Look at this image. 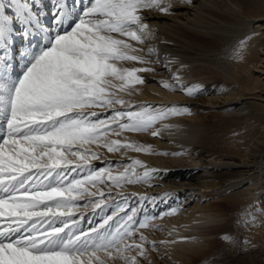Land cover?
Masks as SVG:
<instances>
[{"label": "snow or ice", "instance_id": "obj_1", "mask_svg": "<svg viewBox=\"0 0 264 264\" xmlns=\"http://www.w3.org/2000/svg\"><path fill=\"white\" fill-rule=\"evenodd\" d=\"M48 3L0 0V264H143L157 249L142 230L159 226L142 212L149 197L133 204L124 189L150 184L157 170L140 159L93 161L100 149L152 154L125 134L158 137V123L187 112L125 98L154 70L137 66L155 53L138 47L151 35L145 13L168 14L171 0ZM18 36L27 47L15 73ZM87 209L99 219L86 220Z\"/></svg>", "mask_w": 264, "mask_h": 264}, {"label": "bare ground", "instance_id": "obj_2", "mask_svg": "<svg viewBox=\"0 0 264 264\" xmlns=\"http://www.w3.org/2000/svg\"><path fill=\"white\" fill-rule=\"evenodd\" d=\"M208 2L210 0H191V3L177 2L172 4L168 14L147 11L145 22L148 23L151 31L150 41L156 40L158 34L164 39L169 38L178 44L187 45L190 42L188 40L190 35L212 37L219 33L220 29H216L208 21L211 16L210 12L216 10V8H211ZM227 3L229 12L234 13L233 16L242 18L249 29L247 35L250 38L244 39V41H248V44L246 42L247 45L245 44L240 48V52L238 51L240 57L238 64L242 72L251 70L253 79L247 80L243 88H248L255 83L263 87V91L260 92V95H255L249 90H244L236 100L223 97L224 94L217 91L212 97L207 98V103L204 104L206 107H210L212 103L217 102L218 107L234 109L240 113L239 115H248L251 111L252 100L260 101L264 105V0H229ZM236 57L238 56L236 55ZM10 63L13 66L10 71L13 69L16 71L18 68L15 67L16 61L13 59ZM167 67H170L171 70L175 68L173 64L167 65ZM172 73L171 79L170 77H157L159 85H156L157 88L155 87L152 91H150L151 87L140 94H132L125 98L137 105L146 104L154 107L174 106L181 109H194L199 105H204L199 104L192 96H188L183 83V70L178 72L172 70ZM177 76L180 78L179 82L174 79ZM148 79L153 81L156 76H150ZM165 82L173 85V88L165 89L163 87ZM158 86H162V89H158ZM217 94L221 96H216ZM182 115L177 119L171 117V120L157 124L156 128L161 130L158 137H153L150 134L145 136L162 148H172L171 146L178 142L180 145L184 144L189 147V143L193 144L197 140L196 137L198 138L200 130L198 125ZM241 142L239 145L242 146L235 144L232 152L228 151L229 153H226L224 158H216L195 148L189 149L188 158L181 157L180 153H177L181 149L174 146L172 150L177 149L173 152L175 155L163 163L161 159L131 155L134 159H140L149 169L154 168L157 171L153 174L150 184L125 188L124 194L134 204L135 202L139 203L140 196L149 197V200L146 201L149 204L144 211L150 206L146 213L151 215L155 213L153 224L159 227L147 230V238L149 241H155L157 249L155 251L171 250V255L179 260L174 264L188 262L186 251L191 252L192 249H196L205 238L204 232L213 224L224 220L226 215L221 212L220 204L227 201L226 195L237 196L245 193L247 194L246 198L249 199L251 196L255 200L263 198L261 194L264 192V136H256L252 143ZM143 170L137 169L140 172ZM255 178H257L256 184L253 183ZM241 189L243 192L240 191ZM157 209L161 212L159 216H156ZM173 209H176L177 213L168 215L167 213ZM155 233H160L161 236H154ZM161 241L169 243L162 244ZM165 246L168 248L166 249ZM148 247L150 248L151 245L149 244Z\"/></svg>", "mask_w": 264, "mask_h": 264}, {"label": "rangeland", "instance_id": "obj_3", "mask_svg": "<svg viewBox=\"0 0 264 264\" xmlns=\"http://www.w3.org/2000/svg\"><path fill=\"white\" fill-rule=\"evenodd\" d=\"M185 1L187 2V0ZM185 1L171 0V4ZM228 1L229 0H210V2H208L211 8H216V10L214 9L210 12L211 16H209L210 19L208 20L216 29H220L219 33H215L216 35L212 37L190 35L189 38L186 36L190 42L187 45H183L169 38L164 39L157 34L158 38L156 40L153 39L151 42L148 38L144 46H138L143 47L145 53L148 47L155 50L152 56L146 57L150 61L152 60V63L148 65H137L150 67L154 70L139 74L145 79V83L143 85H138L137 88L139 90L133 94H140L145 90H149L151 87L150 91H152L155 89L156 85H159L157 77H170L171 79V74H173L172 70H176V72L183 70L182 77L184 78L183 83L185 84V89L197 86L199 88V91L191 95L199 104L207 103L206 99L212 97L217 91L222 92V94H224L223 97H228V99L233 98V100L238 99L244 90H249L251 93H255V95H260V92L263 91V87H260L259 84L254 83L248 88H243L247 80L253 79L251 70L242 72L238 64V58H240L239 50L241 48L239 47L240 41L244 39L248 40L246 37H249V35H247L249 29L242 18L233 16L234 13L231 11L229 12ZM43 2L48 4V8H51V4L48 3V0H43ZM151 12L163 14L159 11ZM45 23L49 25L53 23L51 16H48ZM34 42L36 43V41H33V43ZM246 42L248 44V41H245V44ZM22 45L25 46L27 43L18 36L15 40V49L19 46V50L24 51L25 47L22 48ZM18 55L17 52L14 58V61H16L15 67H18L16 71H14V69L12 70L15 73L21 71V67L18 66L17 61V59H19ZM236 55L238 57H236ZM22 63L21 61V64ZM170 64H173L175 68L171 70L170 67H167V65ZM150 76H156V79L151 81L148 79ZM158 89H162V86H158ZM150 91H148V93H150ZM188 96L191 97L190 95ZM216 96L221 95L217 94ZM216 103L217 102L212 103L210 107H206L204 104L202 106L199 105L198 108L187 109V112L182 115L198 125L200 133H198L199 136L198 138L196 137L197 140L193 144L189 143V147L184 144L180 145L179 142L171 146L172 148L174 146L177 149H181V151L177 152L180 153L181 157L188 158L189 149L195 148L216 158H224L226 153H229L228 151L232 152V148L235 144L238 146L239 143H242L241 141L245 144L252 143L256 136H264L263 103L252 100L250 105L251 111L248 115H239L240 113L234 111V109L228 110L225 107H218ZM179 116L181 115L172 117L177 119ZM169 120H171V117L160 123ZM125 135L131 140L151 146L152 154L135 153L131 151L124 154H113L100 149L103 154L102 159L93 161V165L99 168L105 167L109 163L113 166L128 163L130 162V158L134 159L131 155L161 159L163 163L175 155L173 152L176 148H174V150H172V148H162L157 143L150 141L145 136L146 134L128 133ZM253 183H257V178L254 179ZM140 185L141 184L128 185L126 188H135ZM242 190L243 189L240 191L243 192ZM261 195L264 198V192ZM226 196L228 198L227 201L220 204V210L226 217L223 221H219L215 223V225L213 224L204 232L205 238L199 243L196 249H192L191 252L186 251L185 255L189 261L186 259L188 262L185 261V264H264V199L255 200L252 196L249 199L246 198L247 194L245 193H241L237 196L233 194H228ZM130 202L132 203V201ZM148 204L149 202H144L142 212L143 214L153 217L155 213H153V215L146 213V211L150 209V206L144 211ZM84 211L90 212L91 209ZM89 212L85 214L86 220L88 218L93 220L99 219L92 215V211L91 213ZM156 212V216L161 214L158 209ZM84 227L87 228L89 225L85 222ZM142 231L148 236L147 230ZM155 234L154 236H161L160 233ZM165 247L166 249L168 248V246ZM177 260L178 258L172 256L171 250L168 249L162 252H149L148 259L143 261V264H174Z\"/></svg>", "mask_w": 264, "mask_h": 264}]
</instances>
